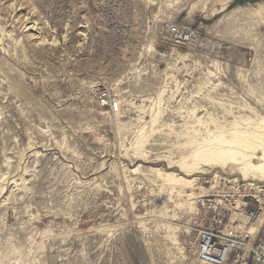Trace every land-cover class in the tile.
<instances>
[{"label": "rangeland", "instance_id": "374dc122", "mask_svg": "<svg viewBox=\"0 0 264 264\" xmlns=\"http://www.w3.org/2000/svg\"><path fill=\"white\" fill-rule=\"evenodd\" d=\"M259 126L264 0H0V264H185L244 179L180 163Z\"/></svg>", "mask_w": 264, "mask_h": 264}, {"label": "built area", "instance_id": "2783aa9c", "mask_svg": "<svg viewBox=\"0 0 264 264\" xmlns=\"http://www.w3.org/2000/svg\"><path fill=\"white\" fill-rule=\"evenodd\" d=\"M169 31L177 44L195 35L180 25ZM218 183L196 198L203 215L185 264H264V181L220 177Z\"/></svg>", "mask_w": 264, "mask_h": 264}, {"label": "bare ground", "instance_id": "6f19581e", "mask_svg": "<svg viewBox=\"0 0 264 264\" xmlns=\"http://www.w3.org/2000/svg\"><path fill=\"white\" fill-rule=\"evenodd\" d=\"M157 114L152 118L153 122L156 121ZM229 137L230 139L221 137L217 140L219 142L217 145L220 146L212 145V142H208L202 147H199V149L201 148V151L197 149L193 150L188 158L191 159L190 163H180L181 167L188 169V171L191 169L194 171L193 168H197L195 172H202V169H200L202 166H220L223 169L229 168L231 171H234V173L241 174L244 180L264 181V127L260 128L259 126L254 130L236 129ZM253 159H257L258 161L255 162ZM195 179L196 181L198 180V178ZM195 179L182 180L189 186H193L195 183L192 182L195 181ZM168 181H170V179H168ZM179 187L181 188V186ZM174 188V186H169L167 191L169 192V195L173 193L179 197V199L176 200L175 207L187 206L186 209L189 208L190 211L194 209L193 205L197 201L190 202V198L188 197L193 195V193L186 194L183 189L179 190ZM191 198H194V196ZM168 227H171V225Z\"/></svg>", "mask_w": 264, "mask_h": 264}]
</instances>
